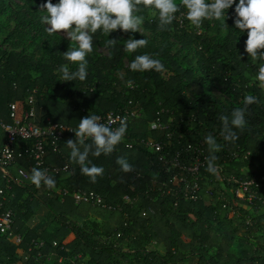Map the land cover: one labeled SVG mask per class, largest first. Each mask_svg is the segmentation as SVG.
Wrapping results in <instances>:
<instances>
[{
  "label": "trees",
  "instance_id": "1",
  "mask_svg": "<svg viewBox=\"0 0 264 264\" xmlns=\"http://www.w3.org/2000/svg\"><path fill=\"white\" fill-rule=\"evenodd\" d=\"M235 3L225 21L205 20L199 29L190 26L183 8L164 31L152 10L142 9L138 14L144 16L145 26L163 41L114 30L105 39L115 38L114 47H107L105 54L93 50L88 55L83 82L59 80L61 65L68 63L63 58L67 44L56 35L49 36L48 60H33L0 46V122L10 121L11 104L21 119L33 94L37 106L45 110L39 116L44 122L74 129L86 115L101 117L114 111L128 117L124 140L111 154L89 153L91 164L103 169L95 182L70 160L66 141L75 139L74 132L63 134L58 151L47 147L43 165H36L27 151L10 165L9 181L0 171V202L12 211L14 232L21 237L16 241L0 234V264H264V90L254 80L260 62L245 52L247 32L241 33L234 24ZM100 34L93 36V49ZM129 38L146 39L147 46L129 54L124 51ZM183 48L188 52L194 48V66H182ZM144 54L158 59L163 70L131 71L135 56ZM119 71L125 73L123 79L117 77ZM209 87L228 102L207 92ZM248 95L257 102L247 107L246 126L233 128L238 139L225 141L220 117L227 116L230 123L232 111L244 107ZM151 121L163 127L151 128ZM209 134L221 146L215 153V173L207 170ZM4 139L0 126V148ZM155 143L163 149L157 151ZM160 154L167 159L177 154L185 165L199 158L196 173H185L191 181L188 186L173 179V170L166 169ZM118 158H124L132 171H122ZM64 163L69 166L65 171L46 169ZM34 167L47 170L54 188L93 191L102 202L75 203L54 188L43 184L37 188L29 179ZM242 180H253L244 199L234 192ZM36 201L47 214L31 225Z\"/></svg>",
  "mask_w": 264,
  "mask_h": 264
},
{
  "label": "clouds",
  "instance_id": "2",
  "mask_svg": "<svg viewBox=\"0 0 264 264\" xmlns=\"http://www.w3.org/2000/svg\"><path fill=\"white\" fill-rule=\"evenodd\" d=\"M235 3V0H46L40 8L46 15L41 17V22L47 27L45 31L49 36L58 33H66V36L75 46L68 47L63 52V58L68 62L59 69L61 82L85 81L87 78V57L93 52V36L97 32L109 37L114 30L123 32H140L144 23V16L138 13L142 9L152 10V15L158 19V28L161 31L170 30L176 18V14L183 8L190 26L199 29L205 20L225 21L227 10ZM234 24L239 31L247 32L245 52L253 61H259V70L255 75V82L264 90V0H239L235 3ZM143 34V33H142ZM115 38L104 41L106 47H114ZM146 39L129 38L124 44V51L131 54L139 48L147 46ZM75 66L72 70L71 66ZM163 64L148 54L137 55L129 65L133 72H146L163 70ZM125 73L117 72V77L123 79ZM131 81L128 82L131 86ZM95 91V89H93ZM257 102L255 96H245L244 107L236 108L231 113V121L222 115L223 130L221 135L225 141L238 139L233 128L243 129L246 126L245 113L247 107ZM114 121L101 122V118L95 114L86 115L79 120L76 128L69 130L75 133V139L66 141V146L71 149L70 160L80 166L81 172L87 175L93 182L96 177L103 174V169L91 164L89 153L94 156L111 154L115 147L124 140L127 126L121 120L119 127L113 128ZM152 128L157 127L153 122ZM86 141H91L86 144ZM210 155L206 157L207 170L215 173L217 168L215 153L221 150L216 138L211 134L205 137ZM83 146V151H81ZM117 163L124 172L132 171V166L124 159L118 158ZM91 165V166H89ZM30 181L39 188L42 184L48 188L55 187V180L47 174V170L34 167L29 177Z\"/></svg>",
  "mask_w": 264,
  "mask_h": 264
},
{
  "label": "built area",
  "instance_id": "3",
  "mask_svg": "<svg viewBox=\"0 0 264 264\" xmlns=\"http://www.w3.org/2000/svg\"><path fill=\"white\" fill-rule=\"evenodd\" d=\"M28 101L30 103V108L23 114L21 119H19L16 115L14 104H11L9 108L10 121L0 122V126L5 132V139L0 148V171L2 176L5 177L7 181H9V177H11L9 167L15 158L22 156L23 153H26L27 151H30L35 164L43 165L48 154L47 147L50 145L53 151H58L59 141L63 134L65 132H73L69 130V128H72L71 126L64 125L62 123L51 122L49 120L46 122L41 121L34 109V107L37 105L34 94ZM100 118L101 122L103 123H107L109 120L114 121V123L111 125V127L114 129L119 127L121 120H123L125 123L128 120L127 114L114 111H109ZM153 122L158 128L163 127V125H161L159 122ZM153 122L151 121L150 125ZM153 146L157 151H161L163 149L162 144L160 143H155ZM159 159L162 160L163 165H166L167 170H173V179L183 181L186 186H188L191 182L186 179V174L196 173L201 163L199 158L195 157L193 164L185 165L180 162L177 154H175V156L171 159H167L165 156L160 154ZM68 167V164L64 163L62 167L54 166L52 168L46 167V169H50V171L58 173L60 170H67ZM179 170L180 172H178ZM252 182L253 180L240 181L239 185L234 190L235 195L240 199H244L245 192L250 191L249 185ZM170 190L171 188L169 191ZM56 191L61 193L62 196H71L75 203L90 201L93 203L102 202L101 195L93 191L87 192L80 189L68 191L66 188H58ZM102 205L105 206L106 204L102 203ZM13 224L14 220L12 211L10 209H3L2 202H0V234H3L7 239L14 238L16 241H19L21 237L19 234L14 232ZM40 245H42V242H40ZM26 258L27 254L24 255V259Z\"/></svg>",
  "mask_w": 264,
  "mask_h": 264
},
{
  "label": "rangeland",
  "instance_id": "4",
  "mask_svg": "<svg viewBox=\"0 0 264 264\" xmlns=\"http://www.w3.org/2000/svg\"><path fill=\"white\" fill-rule=\"evenodd\" d=\"M40 6L41 4L37 1H33L32 4L26 5L24 0H0V46L2 48L20 51L30 56L33 60H48L45 49L51 43L49 35L45 31L47 25L41 22V17L46 15V12L40 8ZM141 31L143 34L140 32L134 33L137 36L157 42L163 41V38L158 33L156 34L155 31L145 26L144 23ZM56 36L66 42L67 50L68 47L75 46L66 36V33H58ZM106 38L107 36L100 34V42L94 49L95 54L107 53V47L104 43ZM169 40L173 43V47L178 49L177 42L172 38ZM180 55L184 59L182 66H194L196 64L194 48L189 52L183 48ZM127 63V59L124 58L123 68H126ZM207 92L226 103L228 102L225 96L212 87H209V91ZM34 109L35 112L38 113L39 109L42 108L36 105ZM32 222H34V220H32Z\"/></svg>",
  "mask_w": 264,
  "mask_h": 264
},
{
  "label": "crops",
  "instance_id": "5",
  "mask_svg": "<svg viewBox=\"0 0 264 264\" xmlns=\"http://www.w3.org/2000/svg\"><path fill=\"white\" fill-rule=\"evenodd\" d=\"M39 107H41L42 109H39L38 113L36 112L38 116H40L45 111L42 106H39ZM34 206L36 209V214H35V217L32 219L34 220V222H32V220L30 221L31 225H35L38 222H41L47 214V209L40 202L36 201L34 203Z\"/></svg>",
  "mask_w": 264,
  "mask_h": 264
}]
</instances>
